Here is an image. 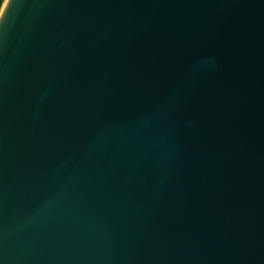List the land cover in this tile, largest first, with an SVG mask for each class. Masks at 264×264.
Masks as SVG:
<instances>
[{
    "label": "water",
    "instance_id": "1",
    "mask_svg": "<svg viewBox=\"0 0 264 264\" xmlns=\"http://www.w3.org/2000/svg\"><path fill=\"white\" fill-rule=\"evenodd\" d=\"M0 264H264V0H4Z\"/></svg>",
    "mask_w": 264,
    "mask_h": 264
},
{
    "label": "trees",
    "instance_id": "2",
    "mask_svg": "<svg viewBox=\"0 0 264 264\" xmlns=\"http://www.w3.org/2000/svg\"><path fill=\"white\" fill-rule=\"evenodd\" d=\"M3 3H4V0H0V9H1Z\"/></svg>",
    "mask_w": 264,
    "mask_h": 264
}]
</instances>
